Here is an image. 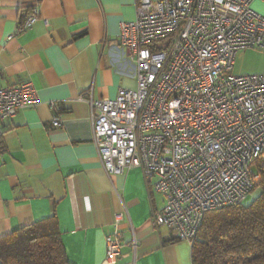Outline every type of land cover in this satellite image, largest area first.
<instances>
[{
  "label": "built area",
  "instance_id": "1",
  "mask_svg": "<svg viewBox=\"0 0 264 264\" xmlns=\"http://www.w3.org/2000/svg\"><path fill=\"white\" fill-rule=\"evenodd\" d=\"M252 1L135 0L137 16L121 24L119 40L135 60L136 86L88 100L102 169L109 176L137 168L153 178L164 205L150 228L168 227L189 244L206 212L252 195L253 162L264 158V73H232L239 51L264 50V17ZM39 18L33 10L16 32ZM35 102L28 83L0 86V137L3 124ZM121 221L119 212L105 236V264L121 256Z\"/></svg>",
  "mask_w": 264,
  "mask_h": 264
},
{
  "label": "crops",
  "instance_id": "2",
  "mask_svg": "<svg viewBox=\"0 0 264 264\" xmlns=\"http://www.w3.org/2000/svg\"><path fill=\"white\" fill-rule=\"evenodd\" d=\"M250 7L264 17L263 0ZM33 10L40 18L16 32ZM136 16L135 0H0V86L28 83L36 101L3 124L0 237L54 211L68 262L105 264V236L121 212L116 264H190V244L162 245L172 230L149 226L164 205L154 179L137 168L108 176L92 142L88 100L136 86L135 60L119 40ZM238 54L252 62L238 75L264 73V50Z\"/></svg>",
  "mask_w": 264,
  "mask_h": 264
},
{
  "label": "trees",
  "instance_id": "3",
  "mask_svg": "<svg viewBox=\"0 0 264 264\" xmlns=\"http://www.w3.org/2000/svg\"><path fill=\"white\" fill-rule=\"evenodd\" d=\"M260 190L241 203L205 213L190 243V264H264V158L253 162ZM171 236L162 245L178 242ZM0 264H70L55 212L0 237Z\"/></svg>",
  "mask_w": 264,
  "mask_h": 264
},
{
  "label": "rangeland",
  "instance_id": "4",
  "mask_svg": "<svg viewBox=\"0 0 264 264\" xmlns=\"http://www.w3.org/2000/svg\"><path fill=\"white\" fill-rule=\"evenodd\" d=\"M251 64H252V62L249 59L245 60L243 56L238 54L235 56V59H234L232 73H234L235 75L247 73L249 71V69L252 68ZM259 179H260L259 177L256 179V183L259 181ZM259 192H260V190L258 189V187H255L252 195L247 196L241 202V204L245 205V206L249 205L253 201L254 197L258 196ZM187 245H189V243L185 241L183 243V248H187Z\"/></svg>",
  "mask_w": 264,
  "mask_h": 264
}]
</instances>
